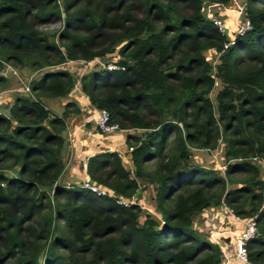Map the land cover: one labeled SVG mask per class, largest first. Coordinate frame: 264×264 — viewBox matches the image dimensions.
I'll list each match as a JSON object with an SVG mask.
<instances>
[{
  "label": "trees",
  "instance_id": "1",
  "mask_svg": "<svg viewBox=\"0 0 264 264\" xmlns=\"http://www.w3.org/2000/svg\"><path fill=\"white\" fill-rule=\"evenodd\" d=\"M204 1L0 0V64L40 71L0 112V264H220L192 220L221 204L255 221L247 258L264 264V179L252 162L264 159V0H246L251 29L231 45ZM57 21L56 41L39 32ZM206 50L218 54L215 71ZM114 51L124 69H92L78 83L109 123L140 131L126 135L132 169L119 153H96L85 171L106 195L61 187L64 118L77 108L55 114L41 98L74 87L61 64ZM219 144L223 175L192 162L191 149ZM141 183L159 217L142 215Z\"/></svg>",
  "mask_w": 264,
  "mask_h": 264
},
{
  "label": "crops",
  "instance_id": "2",
  "mask_svg": "<svg viewBox=\"0 0 264 264\" xmlns=\"http://www.w3.org/2000/svg\"><path fill=\"white\" fill-rule=\"evenodd\" d=\"M229 4L230 3L225 5L218 4V6L221 7L220 12H218V16L224 20L226 27L230 29L227 33L228 35L233 29H235L234 21L238 17V5L228 6ZM109 57L110 56H106V58ZM65 63H70V61ZM80 76L81 73L78 74L74 87L66 96L41 98L46 108L50 109L55 114L61 113L63 105L66 102H72L77 108L76 113H68L64 118L65 129L62 132L63 145L60 152L63 168L55 182V184L64 188H67L71 185H80L81 181L86 176V159L96 153L104 151H114L119 153L122 157L125 167L127 169H132L131 157L126 144V135L128 133L134 134L139 131L133 129H116L106 133L100 132L95 123L98 115V109L91 105L87 96L80 91L78 83V78ZM0 88L3 89L4 87ZM9 95H12V97ZM6 96V102L10 103V101L13 99V93H8ZM218 148L221 149L218 150ZM202 151L210 152L213 157H217L222 152L219 158L224 161L223 146L218 145L216 148L210 150L196 148L191 149L192 162L197 163L205 168L214 169L220 175H223L225 168L224 162L219 164L213 159L215 165L199 163L198 159L201 160L200 155ZM252 162L260 167V176L262 179H264V160L253 159ZM192 222L193 228L198 233L206 236L211 242L213 240H211V237L209 236L210 233L216 234L217 242L215 243L221 250V264L224 262L226 257L229 258L230 264H242L234 260V257L235 236L243 229L244 220L236 219L234 216L224 213L223 206L221 204L218 206L208 207L197 213L193 217Z\"/></svg>",
  "mask_w": 264,
  "mask_h": 264
},
{
  "label": "rangeland",
  "instance_id": "3",
  "mask_svg": "<svg viewBox=\"0 0 264 264\" xmlns=\"http://www.w3.org/2000/svg\"><path fill=\"white\" fill-rule=\"evenodd\" d=\"M230 4L228 6L231 5H238L237 6V11H238V15L240 16H246L245 15V4H246V0H231L229 2ZM219 3L217 2H213L210 0H205L203 2L202 5V15L209 19V20H213L214 19H221L218 12H220L221 7L218 6ZM238 18V17H237ZM236 18V19H237ZM235 19V21H236ZM223 22L224 20L221 19ZM235 21H234V27H235ZM60 23L57 22H53L50 24H44V25H40L38 27L39 32L42 35H46L48 38H50L49 40H54L56 41V37L55 34L57 32V30L60 28ZM224 27H225V32L224 33H228V31L230 30L228 27H226L225 23H224ZM234 30V31H233ZM230 34L228 35V41L230 40V38L234 35L235 29H233ZM115 54H112L110 56V58H116V60H119V55L116 54V51L113 52ZM204 56L206 57V59L208 60V62L212 65L213 70L215 71V66L217 65L218 62V54L216 52H214L213 50H206L204 51ZM108 57V56H107ZM105 60V58H104ZM103 59H99L96 58L93 60V64L92 63H87L88 61H83V60H76V61H70V63H64L61 64L59 67L61 68H65L64 70L68 71L69 73H71L74 77L75 80H77L78 74L81 73L84 74L88 71H91L92 69H98L100 68V62L103 63L104 62ZM9 67V68H8ZM50 70V67L44 68L45 70ZM40 71L39 70H30L27 69L25 67H14V66H10L4 62H2V64H0V77L3 79V81H0V87H4L3 89L0 88V112L6 114L7 113V109L9 104L11 103H7L6 102V95L13 93V97L14 95H17L19 93H24L25 92V88L23 89L24 92H22V90L20 91L19 89H22L23 86L28 85V82L32 79H35L39 76ZM221 87V83L219 79H216L215 82V87L214 89L211 91L210 93V98L212 99V101L215 103V94L217 92V90ZM6 91V92H5ZM8 91V93H7ZM12 91V92H10ZM25 94V93H24ZM10 97H12V95H9ZM41 101H43L41 99ZM43 103V102H42ZM44 104V103H43ZM45 106V104H44ZM46 107V106H45ZM50 110V109H49ZM51 111V110H50ZM52 112V111H51ZM96 123V121H95ZM221 146H223L222 144H219ZM221 148H218V150ZM194 151V150H193ZM222 154V152L217 156V157H213L212 154H210V152H206V151H202L201 152V160L198 159L199 163H203V164H213L215 165V162H218L219 164L221 163H225V159L224 161L221 160L219 158V156ZM215 162H214V160ZM213 160V162H212ZM201 161V162H200ZM242 176L241 175H236L233 176L234 179H236V181H238ZM236 184H227V187H233ZM140 190L139 193L137 194V199H141V206L143 209L142 215L147 213V214H151L154 217H159L158 212L155 211V201H154V190L152 188V186L147 185V184H142L140 185ZM144 218V216H141L140 220H142Z\"/></svg>",
  "mask_w": 264,
  "mask_h": 264
},
{
  "label": "built area",
  "instance_id": "4",
  "mask_svg": "<svg viewBox=\"0 0 264 264\" xmlns=\"http://www.w3.org/2000/svg\"><path fill=\"white\" fill-rule=\"evenodd\" d=\"M213 23L217 26V28L220 30V32H222V33L225 32L224 22L221 19H214ZM250 29H251V23H250L249 18L247 16L238 15V18L235 21L234 35L230 38V40L228 41V44L229 45L234 44L236 37L244 36ZM87 63L93 64V60L88 61ZM100 64L106 70H122V69H124V66L117 64L115 62V60L106 61L103 63L100 62ZM24 88H25V92L23 91ZM19 90L20 91L22 90V92H24L26 94L29 92L27 85L23 86V88L19 89ZM95 121H96V125H97L98 130L102 133L111 132V131H114L116 129H119V128H117V126L115 124L108 122V114L106 113V111H104L102 109H98V115H97V118ZM79 186L86 189V190H89V191L95 193L96 195H106L107 194L106 189L98 186L96 183L91 181L87 175L81 181ZM116 202L127 205L128 203H130V204L133 203L134 199L133 200L132 199L125 200L124 198L119 197L116 199ZM222 206H223L224 213H226L228 215H232L236 219L244 220L243 229L240 232H238L235 236V257H234V260H236L242 264H249L248 258H247V242L256 233L255 221L252 218L251 219H249V218L243 219V218L237 216L234 213L232 208H230L224 204ZM209 236L211 237V239L213 241L217 242L216 241L217 240L216 234L210 233ZM222 264H230L229 258L226 257Z\"/></svg>",
  "mask_w": 264,
  "mask_h": 264
},
{
  "label": "clouds",
  "instance_id": "5",
  "mask_svg": "<svg viewBox=\"0 0 264 264\" xmlns=\"http://www.w3.org/2000/svg\"><path fill=\"white\" fill-rule=\"evenodd\" d=\"M112 54H114V53H112ZM111 54V55H112ZM111 55H109V56H111ZM115 55V54H114ZM94 60V59H93ZM111 60H115V62L117 63V60H116V58H106L105 60H104V62H106V61H111ZM89 61H91V60H89ZM117 64H119V63H117ZM120 65V64H119ZM123 66V65H122ZM100 67L101 68H103V66H101L100 65ZM104 69V68H103ZM22 94H24V93H22ZM26 94V93H25ZM120 129V128H119ZM207 150H210V149H207ZM260 160H264V159H260ZM223 205V204H222ZM241 218H243V217H241ZM243 219H245V218H243ZM249 219H251V218H249ZM212 240V239H211ZM213 243H215V241H212ZM216 244V243H215ZM217 245V244H216ZM221 262H222V260H221ZM221 262H220V264H221ZM249 262V261H248ZM250 264V263H249Z\"/></svg>",
  "mask_w": 264,
  "mask_h": 264
}]
</instances>
